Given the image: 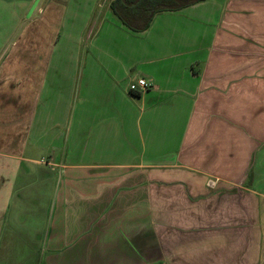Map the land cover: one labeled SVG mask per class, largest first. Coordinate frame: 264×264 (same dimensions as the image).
Listing matches in <instances>:
<instances>
[{"label":"crops","instance_id":"obj_1","mask_svg":"<svg viewBox=\"0 0 264 264\" xmlns=\"http://www.w3.org/2000/svg\"><path fill=\"white\" fill-rule=\"evenodd\" d=\"M110 4L40 0L0 47V264H264V0L141 33Z\"/></svg>","mask_w":264,"mask_h":264},{"label":"rangeland","instance_id":"obj_2","mask_svg":"<svg viewBox=\"0 0 264 264\" xmlns=\"http://www.w3.org/2000/svg\"><path fill=\"white\" fill-rule=\"evenodd\" d=\"M7 1V2H5ZM40 0H0V47L3 45L6 46L5 49L9 44H12V42L19 41L21 37V31L22 28L26 25V23L30 22V16L32 12L35 11L36 4ZM116 19V18H115ZM116 22L120 26L124 25L116 19ZM3 46V47H4ZM53 174L55 175L54 181L50 178H41L38 176L37 178H28L23 180V184L28 188L34 189L36 188H43L47 189L49 186H54L55 192L54 197L57 199L59 191L61 192L62 188L65 185V182L67 178H69L71 181H73V176H70L72 173H69L68 175H61L59 169H54ZM73 175V174H72ZM21 181V179H20ZM19 187V184L18 186ZM16 187V189H17ZM50 229V227H49ZM47 226V231L49 230ZM65 230H68L67 227H65ZM84 231V228L75 229L74 235L75 237H81V233ZM63 235V234H62ZM61 235V236H62ZM71 235V234H70ZM61 238V239H60ZM57 238L55 239L54 246H53V239L49 236L47 239L43 240L42 242V258H44V254L50 252H53L56 247L58 246H65L66 249H68L69 245L67 241H69V238ZM63 240L65 242H63ZM67 245V246H66ZM46 258V257H45ZM41 264H48L47 259L40 260Z\"/></svg>","mask_w":264,"mask_h":264},{"label":"trees","instance_id":"obj_3","mask_svg":"<svg viewBox=\"0 0 264 264\" xmlns=\"http://www.w3.org/2000/svg\"><path fill=\"white\" fill-rule=\"evenodd\" d=\"M204 1L206 0H111L110 8L126 28L141 33L151 27L158 14L181 11Z\"/></svg>","mask_w":264,"mask_h":264},{"label":"built area","instance_id":"obj_4","mask_svg":"<svg viewBox=\"0 0 264 264\" xmlns=\"http://www.w3.org/2000/svg\"><path fill=\"white\" fill-rule=\"evenodd\" d=\"M150 88V83L145 79H139L135 84L130 86L131 92H142Z\"/></svg>","mask_w":264,"mask_h":264}]
</instances>
